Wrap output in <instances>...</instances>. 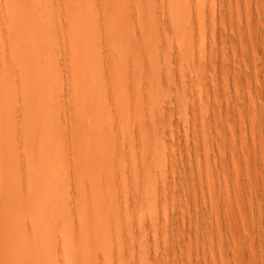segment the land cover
Segmentation results:
<instances>
[{
	"label": "rangeland",
	"instance_id": "obj_1",
	"mask_svg": "<svg viewBox=\"0 0 264 264\" xmlns=\"http://www.w3.org/2000/svg\"><path fill=\"white\" fill-rule=\"evenodd\" d=\"M0 264H264V0H0Z\"/></svg>",
	"mask_w": 264,
	"mask_h": 264
},
{
	"label": "bare ground",
	"instance_id": "obj_2",
	"mask_svg": "<svg viewBox=\"0 0 264 264\" xmlns=\"http://www.w3.org/2000/svg\"><path fill=\"white\" fill-rule=\"evenodd\" d=\"M30 222V221H29ZM57 235V234H56Z\"/></svg>",
	"mask_w": 264,
	"mask_h": 264
}]
</instances>
